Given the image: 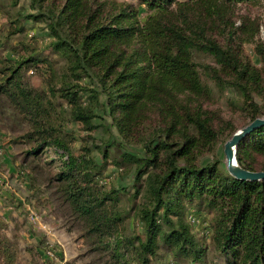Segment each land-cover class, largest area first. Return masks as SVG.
Returning a JSON list of instances; mask_svg holds the SVG:
<instances>
[{"label":"rangeland","instance_id":"rangeland-1","mask_svg":"<svg viewBox=\"0 0 264 264\" xmlns=\"http://www.w3.org/2000/svg\"><path fill=\"white\" fill-rule=\"evenodd\" d=\"M92 1L96 7L104 3L110 13L130 7L139 24L149 15L140 0ZM61 6L59 1L0 0V86L10 68L25 61L18 80L29 93L26 101L31 106L22 108L0 90V264H111L109 251L100 243L107 234L90 233V219L70 201L71 194L79 192L73 187L76 182L58 178L61 161L55 150L48 148L37 157L31 154L42 140L59 139L73 156L85 159L82 176L87 183L80 180L78 186L86 188L90 199L101 200L103 211L120 218L119 234L129 246L143 237L137 215L148 199L146 175L135 179V165L124 160L123 152L141 157L145 140L153 135L160 139L156 137L161 134L160 120L150 114L141 139H126L117 132L100 108L103 97L95 101L102 89L97 79L75 77L67 58L53 48L50 16H56ZM174 18L190 38L202 41L197 37L202 32L239 66L256 73L258 85L248 88L247 78L236 81L235 74L222 67L220 57L202 49L191 51L204 92L199 99L217 131L214 142L196 149L194 161L199 166L221 161L225 169L223 145L230 131L249 123L251 104L264 110V0L217 1L210 12L197 2L189 4L187 11L179 8ZM73 93L78 106L67 99ZM82 116L90 118L79 119ZM79 193L84 200L85 193ZM179 210L180 220L203 248V259L175 261L164 248L149 264H225L213 239L215 211L197 199L182 200ZM170 218L176 222V217ZM133 259L126 254L127 264H136Z\"/></svg>","mask_w":264,"mask_h":264},{"label":"trees","instance_id":"trees-1","mask_svg":"<svg viewBox=\"0 0 264 264\" xmlns=\"http://www.w3.org/2000/svg\"><path fill=\"white\" fill-rule=\"evenodd\" d=\"M37 1L62 4L58 14L50 16L53 48L67 58L75 77L97 79L102 89L95 101L103 97L100 108L122 137L141 139L144 136L141 130L150 114L160 120L161 134L156 136L160 139L154 135L146 137L141 157L123 152L124 160L135 165L134 178L139 180L146 175L148 196L137 215L143 225V237H137L130 246L119 234L120 218L103 211V202L90 199L86 188L80 187V180L84 181L83 167L87 165L85 159L73 156L59 139L42 140L31 152L37 157L48 148L55 150L61 161L58 178L69 181L72 178L76 191L85 193L84 200L77 192L71 194L70 201L80 214L90 219V233L107 234V239L100 243L102 249L109 251L111 264H127L128 253L136 264H149L164 248L175 261L187 258L192 263L201 262L203 248L180 220L179 210L182 200L195 199L216 213L213 239L225 264H264V180L239 181L227 173L221 161L201 166L194 161L196 149L214 142L217 131L199 99L204 92L196 77L191 51L202 49L220 57L222 67L232 71L236 81L247 78L248 88L258 85L256 73L247 66H239L234 57L209 42L202 32L197 37H203L205 44L190 38L174 18L179 8L187 11L189 4L197 2L210 12L217 1L250 0H140L149 12L143 24L138 23L130 7L110 13L104 3L96 7L97 2L93 4L92 0ZM65 27L70 30L68 34ZM24 62H18L14 69L8 68L9 77L5 76L0 90L25 109L31 107L26 101L29 93L24 92L18 80ZM75 97L73 93L67 99L78 106ZM250 107L249 123L263 117L264 110L260 112L252 104ZM78 114L86 113L78 111ZM89 118L79 117L87 121ZM234 132L231 130L227 139ZM59 149L62 155L58 154ZM235 158L245 170L264 172V126L241 141ZM171 216L176 217V222Z\"/></svg>","mask_w":264,"mask_h":264},{"label":"water","instance_id":"water-1","mask_svg":"<svg viewBox=\"0 0 264 264\" xmlns=\"http://www.w3.org/2000/svg\"><path fill=\"white\" fill-rule=\"evenodd\" d=\"M264 126V116L256 118L244 127L235 131L223 145L224 166L227 173L239 181H260L264 180V172H251L241 168L236 162V150L241 141L254 130Z\"/></svg>","mask_w":264,"mask_h":264}]
</instances>
